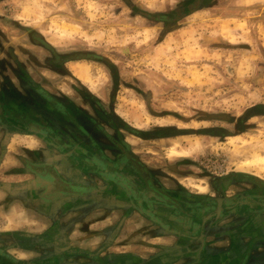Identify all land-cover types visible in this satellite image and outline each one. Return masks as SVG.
I'll return each instance as SVG.
<instances>
[{
	"label": "rangeland",
	"instance_id": "374dc122",
	"mask_svg": "<svg viewBox=\"0 0 264 264\" xmlns=\"http://www.w3.org/2000/svg\"><path fill=\"white\" fill-rule=\"evenodd\" d=\"M185 1L0 0V52L31 31L59 55L85 53L69 66L138 129L123 135L160 183L203 194L231 173L264 179V0H209L173 19ZM31 55L49 67L44 50Z\"/></svg>",
	"mask_w": 264,
	"mask_h": 264
},
{
	"label": "crops",
	"instance_id": "0c3cea01",
	"mask_svg": "<svg viewBox=\"0 0 264 264\" xmlns=\"http://www.w3.org/2000/svg\"><path fill=\"white\" fill-rule=\"evenodd\" d=\"M38 36L24 49L6 52L19 61L30 55L36 62L34 48L52 46ZM6 52H0V264H264V184L218 177L224 192L210 195L217 205L204 206L192 204L187 195L181 206L151 187L127 203L112 195L81 197L79 190L91 183L62 163L61 150L41 132L47 123L44 100L36 101L43 113L26 115L23 87L3 69L15 67ZM74 57L64 70L38 68L44 78L34 76L38 91L75 98L72 90L80 88L104 104L83 81L80 67L69 66L86 60V54ZM48 70L52 74L46 75ZM58 75L70 81H58ZM10 120L19 129L7 128ZM171 203L179 213L168 207Z\"/></svg>",
	"mask_w": 264,
	"mask_h": 264
},
{
	"label": "flooded vegetation",
	"instance_id": "af4514ba",
	"mask_svg": "<svg viewBox=\"0 0 264 264\" xmlns=\"http://www.w3.org/2000/svg\"><path fill=\"white\" fill-rule=\"evenodd\" d=\"M207 1L209 0L185 1L174 11L172 18L179 21L187 17V13L192 7L196 8L198 4ZM169 17L171 16H145L147 19L163 24L169 22ZM1 35L2 32L0 31V39ZM28 37L31 42L41 39L40 36L31 31L28 33ZM0 46H2L1 43ZM41 46L49 54L46 59L47 65L53 70H64L63 65L70 59L55 53L53 49L46 45ZM6 53L9 61L11 60L15 67L11 69V66L6 65L3 69L9 71L17 83L23 87L21 100H24L22 107L25 109L26 115L43 113L37 111L40 106L37 105L36 101L44 100L46 103L44 114H46L47 123L45 129H41V132L48 135L49 141L55 149L59 148L58 150H61L62 163H70L71 167L78 169L83 174L84 180L91 183L88 185L84 183V187L81 186L82 188L79 190L81 197L91 193L100 194L102 198L112 195L127 203L132 199L137 200L138 196L147 194L150 191L149 188L153 187L169 198L175 199L176 203L181 204V206L184 204L186 195L192 199V204L196 203L204 206L214 202L217 205L216 198H210V195H213L215 191L220 192L221 195L224 192V183H217V181L219 182L218 177L208 183L211 192L207 190V193L203 194L198 192L187 194L188 191L183 188L182 183L175 181V179L171 180L172 187L160 183L154 173L145 165V163L151 162L140 158L123 136L124 133L129 132L137 135L141 134L130 129L128 125L119 120L111 106H105L97 98L85 94L84 89L80 88L79 90H72L77 96L75 98L56 97L55 94L39 92L34 76L39 77L41 82H44V78L38 70L39 65L35 66L33 64V57L29 55L19 61L17 58L11 57L9 51ZM1 63L0 68L3 66ZM6 116L1 115L5 118ZM12 122L10 120V124H5L7 128L19 129L18 124L14 125ZM224 177L228 178L229 181L232 179L240 180V177L235 173L224 175ZM98 183H102V185L98 186ZM168 207L179 213L178 208L172 203ZM188 211H190V208H188ZM214 215H216V212H214ZM186 218L188 219V217Z\"/></svg>",
	"mask_w": 264,
	"mask_h": 264
},
{
	"label": "water",
	"instance_id": "95a60500",
	"mask_svg": "<svg viewBox=\"0 0 264 264\" xmlns=\"http://www.w3.org/2000/svg\"><path fill=\"white\" fill-rule=\"evenodd\" d=\"M194 11H195V9H194ZM237 175L240 176V177H244V178H246V179H248V180H250V181H253L254 183H257V184H260V185H263V184H264V182H261V180L258 179V177L254 176V175L241 174V173H238ZM151 189H152L155 193H157V194H159V195H161V196H163V197H166V196L164 195L163 192H161V191H159V190H157V189H155V188H153V187H151Z\"/></svg>",
	"mask_w": 264,
	"mask_h": 264
}]
</instances>
